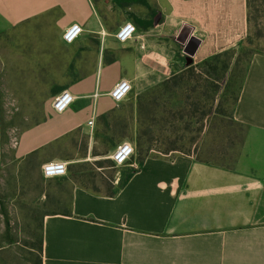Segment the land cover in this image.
Segmentation results:
<instances>
[{
  "label": "crops",
  "instance_id": "1",
  "mask_svg": "<svg viewBox=\"0 0 264 264\" xmlns=\"http://www.w3.org/2000/svg\"><path fill=\"white\" fill-rule=\"evenodd\" d=\"M251 8V0H0V36L40 25L31 37L35 71L55 89L43 119L20 133L15 156L34 155L42 167L60 159L75 133L89 137L86 152L104 143L122 103L110 94L119 80L142 94L190 65L237 52ZM127 21L136 32L120 42L115 33ZM73 23L83 32L66 43ZM64 89L74 100L59 112L53 100ZM234 118L247 131L232 167L184 153L134 158L120 165L113 196L68 174L46 178L57 185L50 195L70 199L66 210L44 213L42 264H264V54L252 57ZM117 134L106 153L124 141Z\"/></svg>",
  "mask_w": 264,
  "mask_h": 264
},
{
  "label": "rangeland",
  "instance_id": "2",
  "mask_svg": "<svg viewBox=\"0 0 264 264\" xmlns=\"http://www.w3.org/2000/svg\"><path fill=\"white\" fill-rule=\"evenodd\" d=\"M251 3L244 49L250 54L246 56L239 49L238 54L220 58L216 72L221 79H213L220 85L219 90L214 92L207 86L203 75V80L179 82L178 88L171 83L142 94L131 92L115 110L116 116L110 118L109 129L114 135L110 132L104 143L93 142L95 147L86 152L89 137L75 133L60 146L57 160L68 162V176L106 192L107 184L115 182L121 168L111 166L112 152L106 153L112 141L119 138L118 132L122 140L134 144L135 159L184 153L219 164L233 162L242 135V126L231 116L233 99L248 57L254 52L264 54V0ZM38 31L39 24L25 23L0 36V264H36L44 213L66 210L70 199V195L49 194L57 185L43 176L38 157L15 156V141L25 128L43 119L46 101L55 91L49 81H43L47 73H42L40 66L35 71L39 56L34 54L31 37ZM71 165H75V174L69 171Z\"/></svg>",
  "mask_w": 264,
  "mask_h": 264
},
{
  "label": "built area",
  "instance_id": "3",
  "mask_svg": "<svg viewBox=\"0 0 264 264\" xmlns=\"http://www.w3.org/2000/svg\"><path fill=\"white\" fill-rule=\"evenodd\" d=\"M83 32V28L78 23H73L69 25L64 33L63 40L66 43L74 42ZM136 32V26L133 22H125L115 33V37L120 42H125L131 39ZM132 91V84L129 80L122 78L119 80L112 91L110 92L112 98L117 102L121 103L126 100L129 94ZM73 94L68 90L64 89L58 93L53 100V107L59 111H65L73 102ZM93 120L89 121V124L92 125ZM18 141H15V145ZM135 155V146L129 140H124L119 143L115 151L110 155V158L114 161L116 166L126 164L132 160ZM68 172V163L64 160H51L45 162L42 165V173L45 178H57L65 176Z\"/></svg>",
  "mask_w": 264,
  "mask_h": 264
},
{
  "label": "trees",
  "instance_id": "4",
  "mask_svg": "<svg viewBox=\"0 0 264 264\" xmlns=\"http://www.w3.org/2000/svg\"><path fill=\"white\" fill-rule=\"evenodd\" d=\"M247 41H248V37H247V39H246V41H245V43L241 46V48H240V53H244L246 56L248 55L249 56V51H247V52H244V49H245V47H246V45H247ZM237 52H235V51H225V52H223V53H220V54H217V55H215V56H213V57H211L210 59H208V60H205V61H203V62H201L200 64H198V68L200 69V72L199 73H197V67H196V65H190L188 68H186L185 70H183V71H181V72H179V73H177V74H175L174 76H172L171 78H169L168 80H166L165 82H163V83H161V84H165V85H169L170 86V84L172 83L173 84V87H175V88H178L179 86H180V84H179V82H181V81H183V80H185V79H196V80H201V78H202V80H203V75H204V82L206 83V85L207 86H210V87H212L213 88V90H214V92H216L217 90H219V87H220V85L219 84H217V83H215L214 81H213V79L214 80H219V79H221V77L219 76V74L216 72V70H217V65H216V63L217 62H219V60H220V58L221 57H226V56H228V55H231V54H233V55H235ZM240 53H239V55L237 56V57H239L240 56ZM238 54V53H237ZM252 55H250L251 57H250V59H249V57H248V64H247V68H246V71H245V74H244V76H243V79H242V81H241V84H240V86H239V89H238V92H237V95L234 97V103H233V109H232V112H231V116H232V118H233V120L235 121V122H237L238 124H240L241 126H242V135L240 136V139H239V143H240V145H239V149H238V151H237V154H236V156H235V158H234V160H233V162H231V163H229V164H221V165H223V166H227V167H232V166H234V164H235V162H236V160H237V158H238V156H239V153H240V149H241V147H242V145H243V143H244V139H245V135H246V131H247V125H245L244 123H242V122H239V121H237L235 118H234V110H235V107H236V105H237V102H238V100H239V98H240V94H241V90H242V87H243V83H244V79H245V76H246V73H247V70H248V67H249V64L251 63V60H252V57H253V55L254 54H257L256 52H254V53H251ZM260 54H262V53H260ZM239 62V58H237V61H236V63H238ZM226 67H227V65H226ZM193 89H195V87H192ZM183 90V89H182ZM140 108V107H139ZM142 110V109H141ZM38 123V122H37ZM31 156H34V155H31ZM147 157H149V156H145V157H142V156H140L139 157V159H137V160H139V161H143L145 158H147ZM198 160H201V161H205V162H209V163H214V164H219V163H216V162H213V161H210V160H205V159H200V158H197ZM132 160H134V158H132ZM97 163H96V165H98L99 167H104V163H102V162H100V161H96ZM109 162L111 163V166H116L115 164H114V161L112 160V159H110L109 160ZM74 167H75V165H71L70 167H69V171L71 172V173H73V174H75L76 173V170H74ZM42 168V167H41ZM43 174V173H42ZM83 185V184H82ZM108 185V190L106 191V192H104L106 195H108V196H113L114 194H115V192H116V190H115V188H114V184H113V181H111L110 183H108L107 184ZM83 186H86V185H83ZM86 187H88V188H90V189H92L93 191H95V192H101L100 190H99V188L98 187H96V186H86ZM43 228V225L41 224V229ZM39 258H38V261H37V263L36 264H42V258H41V255H42V253H43V233L41 234V237H40V243H39Z\"/></svg>",
  "mask_w": 264,
  "mask_h": 264
},
{
  "label": "water",
  "instance_id": "5",
  "mask_svg": "<svg viewBox=\"0 0 264 264\" xmlns=\"http://www.w3.org/2000/svg\"><path fill=\"white\" fill-rule=\"evenodd\" d=\"M195 39L189 42V46L187 47L186 51L190 54L193 55L195 50H196V44H194ZM192 59H188V64L192 63Z\"/></svg>",
  "mask_w": 264,
  "mask_h": 264
}]
</instances>
